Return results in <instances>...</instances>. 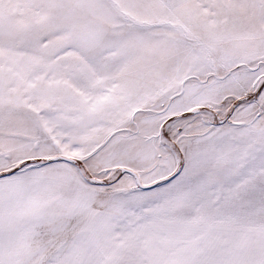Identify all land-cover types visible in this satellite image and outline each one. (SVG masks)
<instances>
[{
  "label": "snow or ice",
  "instance_id": "6c2138e0",
  "mask_svg": "<svg viewBox=\"0 0 264 264\" xmlns=\"http://www.w3.org/2000/svg\"><path fill=\"white\" fill-rule=\"evenodd\" d=\"M0 264H264V0H0Z\"/></svg>",
  "mask_w": 264,
  "mask_h": 264
}]
</instances>
